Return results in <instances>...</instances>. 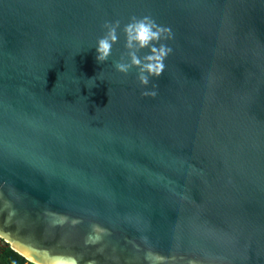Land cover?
Instances as JSON below:
<instances>
[{
	"label": "water",
	"instance_id": "obj_1",
	"mask_svg": "<svg viewBox=\"0 0 264 264\" xmlns=\"http://www.w3.org/2000/svg\"><path fill=\"white\" fill-rule=\"evenodd\" d=\"M146 15L173 51L141 86L114 62ZM0 238L28 264H264V0H0Z\"/></svg>",
	"mask_w": 264,
	"mask_h": 264
},
{
	"label": "clouds",
	"instance_id": "obj_2",
	"mask_svg": "<svg viewBox=\"0 0 264 264\" xmlns=\"http://www.w3.org/2000/svg\"><path fill=\"white\" fill-rule=\"evenodd\" d=\"M102 28L105 30L104 35L98 39L95 48L96 61L103 64L112 55L113 45L118 40L120 21H106ZM125 37V52L120 55L118 61L114 62L117 72L127 75L133 68L137 69V80L141 86H147L150 78H159L164 70L166 58L172 53L173 49L165 41L173 39V32L170 27L162 26L149 15L143 17L133 16L130 22L123 29ZM147 49L143 55L140 53ZM152 91H143L144 97L155 98L157 96V84H153ZM74 221L73 223H78ZM94 231L100 233L103 229L93 226ZM87 243V241H86ZM53 264H79L74 255H59L54 257Z\"/></svg>",
	"mask_w": 264,
	"mask_h": 264
},
{
	"label": "trees",
	"instance_id": "obj_3",
	"mask_svg": "<svg viewBox=\"0 0 264 264\" xmlns=\"http://www.w3.org/2000/svg\"><path fill=\"white\" fill-rule=\"evenodd\" d=\"M29 262L18 253L6 246L0 250V264H28Z\"/></svg>",
	"mask_w": 264,
	"mask_h": 264
},
{
	"label": "built area",
	"instance_id": "obj_4",
	"mask_svg": "<svg viewBox=\"0 0 264 264\" xmlns=\"http://www.w3.org/2000/svg\"><path fill=\"white\" fill-rule=\"evenodd\" d=\"M5 246H6L5 241H3V240L0 238V250H2Z\"/></svg>",
	"mask_w": 264,
	"mask_h": 264
}]
</instances>
